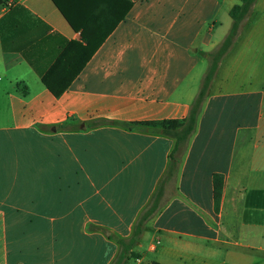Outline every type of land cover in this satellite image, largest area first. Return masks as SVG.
Returning <instances> with one entry per match:
<instances>
[{
    "label": "crops",
    "instance_id": "crops-1",
    "mask_svg": "<svg viewBox=\"0 0 264 264\" xmlns=\"http://www.w3.org/2000/svg\"><path fill=\"white\" fill-rule=\"evenodd\" d=\"M5 1L0 264H264V0L198 99L239 0Z\"/></svg>",
    "mask_w": 264,
    "mask_h": 264
},
{
    "label": "trees",
    "instance_id": "trees-1",
    "mask_svg": "<svg viewBox=\"0 0 264 264\" xmlns=\"http://www.w3.org/2000/svg\"><path fill=\"white\" fill-rule=\"evenodd\" d=\"M5 0H0V4L3 3ZM254 0H239V3L234 4L230 10H229V16L231 18V24L229 27V30L223 40L207 54V66L205 69V73L202 80V85L199 90L197 99L200 98L207 86L209 85L210 80L212 79L214 72L217 68L218 62L223 57V55L228 51L230 46L232 45L235 37L238 34L240 23L242 19L244 18L245 14L250 10L251 5ZM7 0L5 1V3ZM129 5V3H128ZM84 53V59L82 62V65L86 63L87 59L90 57V55L93 52V49L89 50L88 47L84 46L82 48ZM80 67V66H79ZM43 83L47 86V88L52 92L54 96H59L61 94V91H55L51 84L47 81L46 77H42ZM196 99V100H197ZM195 118L193 114V110L191 109L190 114L188 118L186 119L187 124V130L192 129V126L194 124ZM99 123H107V124H115L122 126L124 128H130V129H138V130H146V131H154L159 132L166 135H171L170 127H175L180 122L178 121H171V120H163V121H134V122H122V121H114V120H96V121H90L86 125H97ZM60 125L59 127H61ZM212 183H213V199H214V205L215 208L218 207L221 193H222V187H223V177L221 174H213L212 177ZM143 216L138 220L137 223H141L142 220H145ZM142 232H133L132 236L125 239H119V244H121L122 248L117 253L111 264H122L123 260L129 255L132 257H138L137 254L133 252H126L124 251L126 243L133 244L136 240V237L141 234ZM151 264H162L157 261L151 262Z\"/></svg>",
    "mask_w": 264,
    "mask_h": 264
},
{
    "label": "built area",
    "instance_id": "built-area-1",
    "mask_svg": "<svg viewBox=\"0 0 264 264\" xmlns=\"http://www.w3.org/2000/svg\"><path fill=\"white\" fill-rule=\"evenodd\" d=\"M6 4H8V5H9L10 3H9V2H7Z\"/></svg>",
    "mask_w": 264,
    "mask_h": 264
},
{
    "label": "rangeland",
    "instance_id": "rangeland-1",
    "mask_svg": "<svg viewBox=\"0 0 264 264\" xmlns=\"http://www.w3.org/2000/svg\"><path fill=\"white\" fill-rule=\"evenodd\" d=\"M230 17V16H229Z\"/></svg>",
    "mask_w": 264,
    "mask_h": 264
}]
</instances>
